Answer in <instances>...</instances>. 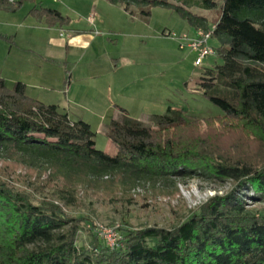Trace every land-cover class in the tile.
I'll return each mask as SVG.
<instances>
[{"label":"trees","instance_id":"16d2710c","mask_svg":"<svg viewBox=\"0 0 264 264\" xmlns=\"http://www.w3.org/2000/svg\"><path fill=\"white\" fill-rule=\"evenodd\" d=\"M106 1L127 12L134 6L143 17L155 7L169 9L195 31L214 26L221 64L205 69L197 85L221 114L207 120L233 123L264 141V0ZM10 5L0 0V9L14 12L17 5ZM216 9L220 16L211 22L193 12ZM35 13L50 26L64 20L55 9L41 7ZM119 112L106 129L116 151L102 152L87 123L29 98L22 83L7 88L0 77V158L48 172L51 198L67 204L78 187L104 178L136 187L197 176L229 182L231 189L172 228L129 230L116 248L97 241L90 250L77 245L78 219L52 203H34L0 181V264H264V166L200 155L171 137L157 139L160 131L188 126L184 109L153 115L155 131L126 110Z\"/></svg>","mask_w":264,"mask_h":264},{"label":"rangeland","instance_id":"374dc122","mask_svg":"<svg viewBox=\"0 0 264 264\" xmlns=\"http://www.w3.org/2000/svg\"><path fill=\"white\" fill-rule=\"evenodd\" d=\"M8 3L17 8L0 9V77L7 88L22 83L29 98L57 106L72 121L87 123L97 150L116 151L106 129L119 117L120 108L153 131V115L167 108L184 109L188 126L160 131L157 139L171 137L181 148L192 147L200 155L264 166V141L233 123L207 120L221 111L202 97L197 84L203 71L221 64V59L215 52L194 66L196 53L188 45L196 31L177 13L155 7L143 17L134 6L127 12L106 0ZM41 7L59 11L64 20L50 26L45 16L35 13ZM193 12L209 22L220 16L219 9ZM208 45L218 46L214 38ZM47 176L44 170L0 158V181L34 203H52L78 219L82 229L77 245L90 250L97 241L116 248L129 230L172 228L210 198L231 189L229 182L197 176L171 177L166 184L146 181L136 187L104 178L78 187L74 201L67 204L51 198L53 184L45 183Z\"/></svg>","mask_w":264,"mask_h":264},{"label":"built area","instance_id":"2783aa9c","mask_svg":"<svg viewBox=\"0 0 264 264\" xmlns=\"http://www.w3.org/2000/svg\"><path fill=\"white\" fill-rule=\"evenodd\" d=\"M214 28L212 26L208 31L196 30V39L188 45L196 53L194 66H200L206 57L214 55L215 50L208 45L209 40L212 38ZM113 245V243L109 245L111 249Z\"/></svg>","mask_w":264,"mask_h":264},{"label":"crops","instance_id":"0c3cea01","mask_svg":"<svg viewBox=\"0 0 264 264\" xmlns=\"http://www.w3.org/2000/svg\"><path fill=\"white\" fill-rule=\"evenodd\" d=\"M9 0H7V2H8ZM115 152V151H114ZM109 153V152H108Z\"/></svg>","mask_w":264,"mask_h":264}]
</instances>
